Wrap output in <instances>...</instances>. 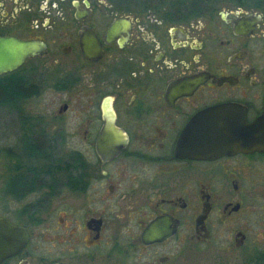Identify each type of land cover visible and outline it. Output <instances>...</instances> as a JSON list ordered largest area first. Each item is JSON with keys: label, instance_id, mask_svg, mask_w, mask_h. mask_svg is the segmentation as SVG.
I'll return each mask as SVG.
<instances>
[{"label": "flooded vegetation", "instance_id": "1", "mask_svg": "<svg viewBox=\"0 0 264 264\" xmlns=\"http://www.w3.org/2000/svg\"><path fill=\"white\" fill-rule=\"evenodd\" d=\"M0 37L45 44L0 73V264H264V7L0 0Z\"/></svg>", "mask_w": 264, "mask_h": 264}, {"label": "water", "instance_id": "2", "mask_svg": "<svg viewBox=\"0 0 264 264\" xmlns=\"http://www.w3.org/2000/svg\"><path fill=\"white\" fill-rule=\"evenodd\" d=\"M45 49V44L36 40L21 41L12 37H0V73L17 67L26 56ZM27 232L8 219L0 216V262L18 252L27 241Z\"/></svg>", "mask_w": 264, "mask_h": 264}, {"label": "rangeland", "instance_id": "3", "mask_svg": "<svg viewBox=\"0 0 264 264\" xmlns=\"http://www.w3.org/2000/svg\"><path fill=\"white\" fill-rule=\"evenodd\" d=\"M6 96V93L3 91H0V99H3V97ZM49 99L44 101V103L40 102H32L31 106L33 111H42V112H46V113H52L53 111L56 110V108L59 107L60 105V100H62L61 98H54V97H48ZM66 99V98H63ZM71 116V113H70ZM9 136L8 135H0V184L2 183V181L4 179H9L10 175H11V169L13 167V161L11 162L10 160V156L12 154V152L9 150ZM64 153H70L68 150H65ZM0 197L4 200L0 199V204L1 208L4 207V205L6 206V204L8 203L5 199L6 197H2L0 195ZM3 202V203H2Z\"/></svg>", "mask_w": 264, "mask_h": 264}, {"label": "trees", "instance_id": "4", "mask_svg": "<svg viewBox=\"0 0 264 264\" xmlns=\"http://www.w3.org/2000/svg\"><path fill=\"white\" fill-rule=\"evenodd\" d=\"M251 1L254 2L255 7L263 9L264 0H251ZM30 154H32V152H30Z\"/></svg>", "mask_w": 264, "mask_h": 264}]
</instances>
